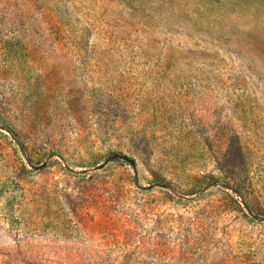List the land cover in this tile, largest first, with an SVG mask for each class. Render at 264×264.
Masks as SVG:
<instances>
[{
	"label": "rangeland",
	"instance_id": "374dc122",
	"mask_svg": "<svg viewBox=\"0 0 264 264\" xmlns=\"http://www.w3.org/2000/svg\"><path fill=\"white\" fill-rule=\"evenodd\" d=\"M0 264H264V0H0Z\"/></svg>",
	"mask_w": 264,
	"mask_h": 264
}]
</instances>
